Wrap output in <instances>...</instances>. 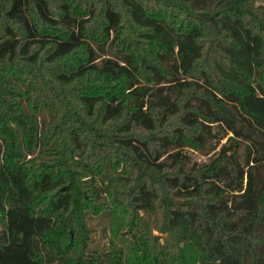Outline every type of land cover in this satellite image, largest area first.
<instances>
[{
    "label": "trees",
    "instance_id": "1",
    "mask_svg": "<svg viewBox=\"0 0 264 264\" xmlns=\"http://www.w3.org/2000/svg\"><path fill=\"white\" fill-rule=\"evenodd\" d=\"M0 264H264V0H0Z\"/></svg>",
    "mask_w": 264,
    "mask_h": 264
},
{
    "label": "rangeland",
    "instance_id": "2",
    "mask_svg": "<svg viewBox=\"0 0 264 264\" xmlns=\"http://www.w3.org/2000/svg\"><path fill=\"white\" fill-rule=\"evenodd\" d=\"M94 48L99 55L97 60L99 58L107 57V56L112 57V58H117L115 50L112 46H108V47L106 46L105 50H100L94 44ZM154 88L155 86L153 87V89ZM212 126H213V129L217 132L216 136L208 143L207 147L203 151H198L194 148L183 146L181 148L170 149L169 152L180 149L190 159L189 163H192L194 161L197 163H201V162L210 160L213 156L216 155V151L219 148L217 136L220 134H224V132L226 131L224 127H219L216 124ZM229 134H232V133L229 132L228 134L223 136L220 142L226 140ZM232 141L237 142L239 146L238 151L234 153V156L232 155V157L235 159L234 162L235 163L239 162L242 164L244 160V155H245V142L242 139H233ZM38 153H39V147L36 148L34 153H31V152L27 153V155L25 156V159H28L33 155L35 156ZM165 155L166 154L162 155L160 158H163ZM62 188L64 189L65 186L63 185ZM178 201L181 202L183 200H178ZM85 221H86L87 227L89 228L90 248L95 249V250L97 249L98 251L103 252V253L108 251L110 246L112 245L114 247H122L123 249H126L127 241L123 239L121 236L119 235L117 236L116 234H114V232L111 229L109 209L103 208L99 210L98 212H92L89 210V212L86 214ZM153 233L156 236H160V235L163 236V233L155 229L153 230ZM124 236H126V238L129 237L127 233H125ZM56 260H58V258Z\"/></svg>",
    "mask_w": 264,
    "mask_h": 264
},
{
    "label": "water",
    "instance_id": "3",
    "mask_svg": "<svg viewBox=\"0 0 264 264\" xmlns=\"http://www.w3.org/2000/svg\"><path fill=\"white\" fill-rule=\"evenodd\" d=\"M183 203V201H181Z\"/></svg>",
    "mask_w": 264,
    "mask_h": 264
}]
</instances>
